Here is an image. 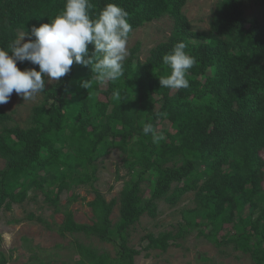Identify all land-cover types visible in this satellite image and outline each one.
I'll list each match as a JSON object with an SVG mask.
<instances>
[{"label": "trees", "instance_id": "16d2710c", "mask_svg": "<svg viewBox=\"0 0 264 264\" xmlns=\"http://www.w3.org/2000/svg\"><path fill=\"white\" fill-rule=\"evenodd\" d=\"M186 1L90 0L92 18L115 3L127 11L132 31L164 15L172 19L171 31L144 60L135 43L116 81H101L90 65L76 63L58 82L45 78L42 99L25 127L6 124L12 116L0 109V209L10 210L39 191L62 220L53 226L41 216L27 218L60 235L97 237L116 249L111 257L77 243L75 264H133L140 250L128 244L130 227L143 213L155 217L158 201L175 205L188 192L194 205L182 209L178 231L145 233L143 249L163 251L196 230L216 246L231 245L264 264V0L260 18L245 16L243 0H218L204 30L192 27L183 11ZM64 5L65 0H0V47L9 48L19 30L30 34L33 26L49 22ZM178 42L196 59L186 77L189 87H160L159 77L171 71L162 57ZM88 49L91 55L94 46ZM17 66L39 70L29 61ZM145 123L165 139L153 143L142 132ZM113 148L124 154L129 178L117 197L106 200L93 185L96 161ZM78 185L94 193L87 203L91 223L75 220L69 207L78 199L75 193L60 204L63 191ZM6 263L0 252V264Z\"/></svg>", "mask_w": 264, "mask_h": 264}, {"label": "rangeland", "instance_id": "374dc122", "mask_svg": "<svg viewBox=\"0 0 264 264\" xmlns=\"http://www.w3.org/2000/svg\"><path fill=\"white\" fill-rule=\"evenodd\" d=\"M217 1H186L183 11L194 29L208 28V21ZM243 2L246 17H261L259 0H243ZM171 28L172 19L168 15L137 27L129 36L128 51L135 43H139L138 56L144 60L150 49L169 35ZM23 32L19 30L18 37ZM53 82L47 80L48 84ZM41 99L42 93L36 94L33 99L24 101L21 96L13 92L9 102L0 105L1 110L12 116L11 121H5L6 124H19L25 127L29 123L32 107ZM123 156L121 150L113 148L96 161V179L93 185L102 192L106 200L117 197L124 181L129 178L123 164ZM3 166L4 160L0 157V168ZM143 187L145 192L142 195L146 198L148 189L145 185ZM72 192L78 196L77 200L69 204L75 220L91 223L92 212L87 204L94 197L91 187L78 185L63 191L60 198L61 205L67 204V198ZM193 205V193L188 192L175 205H169L162 200L158 201L155 217L143 213L129 229V246L140 250L134 256L133 264H254L249 254L235 250L231 245L216 246L204 236L197 234L196 230L186 232L183 236L170 241L168 248L163 251L143 249L145 241H141V237L145 233L151 232L157 235L167 230L176 233L183 222L182 209ZM28 214L41 216L53 226L60 223L63 216L61 211H55L52 206L44 202L43 195L39 191L31 192L29 198L21 203H13L10 210L0 209V235L2 237L0 252L7 257L6 264H75L79 257L76 249L77 243L92 246L98 252H107L111 257L116 256L113 244L84 234L60 235L55 227L48 228L36 218H27ZM117 217L118 204H115L111 218L114 221Z\"/></svg>", "mask_w": 264, "mask_h": 264}, {"label": "clouds", "instance_id": "9594fccd", "mask_svg": "<svg viewBox=\"0 0 264 264\" xmlns=\"http://www.w3.org/2000/svg\"><path fill=\"white\" fill-rule=\"evenodd\" d=\"M90 0H65L60 14L33 26L31 32L22 33L9 48L0 47V105L7 104L13 92L23 100L33 99L45 91L46 79L60 81L74 63L91 66L96 78L116 81L124 75V62L132 25L128 13L115 3H108L96 18L90 16ZM94 46L89 55L88 45ZM184 42L176 43L172 50L162 57L171 71L159 77L160 87L186 89L189 69L196 63L188 54ZM11 53V54H10ZM29 61L36 68L21 69L17 65ZM83 87L89 86L88 80ZM142 132L151 135L153 143L165 139L152 123H145Z\"/></svg>", "mask_w": 264, "mask_h": 264}]
</instances>
